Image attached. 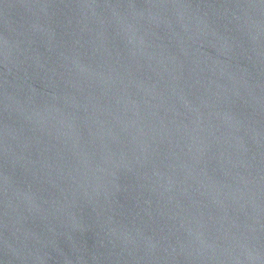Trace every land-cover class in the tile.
<instances>
[{"label": "water", "instance_id": "95a60500", "mask_svg": "<svg viewBox=\"0 0 264 264\" xmlns=\"http://www.w3.org/2000/svg\"><path fill=\"white\" fill-rule=\"evenodd\" d=\"M0 264H264V0H0Z\"/></svg>", "mask_w": 264, "mask_h": 264}]
</instances>
